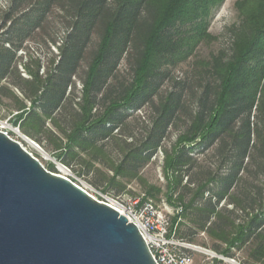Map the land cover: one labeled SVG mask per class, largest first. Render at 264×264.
Masks as SVG:
<instances>
[{
	"label": "trees",
	"instance_id": "16d2710c",
	"mask_svg": "<svg viewBox=\"0 0 264 264\" xmlns=\"http://www.w3.org/2000/svg\"><path fill=\"white\" fill-rule=\"evenodd\" d=\"M223 1L6 0L0 102L12 101L26 135L53 138L57 159L68 164L81 151L105 155L110 145V160L114 152L122 157L110 161L115 194L175 132L164 151L166 192L144 182L147 197L162 194L183 208L171 219L176 239L194 243L203 232L225 245L213 244L218 254L233 258V248H247L245 264H264V0L237 4L231 55H212L193 76L174 75L209 37L207 18ZM29 42L57 46L46 70L40 58L18 56ZM146 106L147 120L133 117Z\"/></svg>",
	"mask_w": 264,
	"mask_h": 264
},
{
	"label": "water",
	"instance_id": "95a60500",
	"mask_svg": "<svg viewBox=\"0 0 264 264\" xmlns=\"http://www.w3.org/2000/svg\"><path fill=\"white\" fill-rule=\"evenodd\" d=\"M0 264H157L138 228L0 131Z\"/></svg>",
	"mask_w": 264,
	"mask_h": 264
},
{
	"label": "rangeland",
	"instance_id": "374dc122",
	"mask_svg": "<svg viewBox=\"0 0 264 264\" xmlns=\"http://www.w3.org/2000/svg\"><path fill=\"white\" fill-rule=\"evenodd\" d=\"M245 0H224L220 5L212 8L210 14L207 18V30L206 33L209 35L207 39H203L196 47L192 56H190L186 61L180 63V65L175 69L174 75L178 78H182L188 74V76L196 74L203 69V66L200 65L201 62L210 60L212 55H218L221 52H224L226 55H231V47L234 41L233 31L237 29L241 24L240 18V9L237 4L244 2ZM6 0H0V9L3 10ZM64 37V31L60 30L58 34L54 35L58 43H61V39ZM59 53L57 46L48 42L46 45L44 43H35L29 42L26 44V49L19 52L18 56L23 58V62L29 60L30 56L35 58H40L44 64V69L48 67L50 61L55 55ZM20 71L24 76L23 66H20ZM83 75V71L81 73ZM82 80L76 79V95L78 98H81L82 95ZM165 88V87H164ZM162 89V91L164 90ZM16 93H19L17 90ZM13 103L7 98H2L0 102V125H3L9 131L14 133V138L20 145L37 158L46 170L57 175H64V172H61L59 165L62 164L68 167L71 170V175L73 180H75L78 186L84 187V189H94L104 195L113 194L117 192L116 189L108 187V179L113 176V171L110 169V161L112 160L115 163H119L122 160V157L114 152L111 154L110 160V145L108 146L107 152L105 155H98L93 150L89 152L81 151L79 157L72 159L67 157L69 164L64 162V160H58L57 156L60 154L59 151L55 150L53 138L49 135L41 134L39 137L42 139L41 142L34 140L33 138L26 135L20 128L19 124L15 121L17 119V112L11 110L13 109ZM133 117H140L142 121L147 120L149 116L148 107H144L141 111L132 112ZM132 120V119H131ZM46 127L52 130L58 137H62L58 130L53 126L50 120L47 121ZM137 136L141 133L140 130H136ZM10 135H12L10 133ZM24 137V138H23ZM30 139L35 145L40 148H34L31 145V141L25 139ZM176 140V133L173 132L170 135V138L166 140L163 144V148L159 149L158 152L152 157L151 161L147 163L139 173V178H134L131 181L123 179V182L126 184V190L124 193L127 194H145L146 189L144 182L150 186H156L161 188L163 193L166 192V181L163 176V160H164V151L169 150L171 145ZM107 147V148H108ZM50 156L47 158L45 153ZM97 154V157L96 155ZM80 158V159H79ZM88 163L91 164V169H88ZM89 171V174L87 173ZM115 191V192H114ZM89 193V192H88ZM91 194V193H89ZM147 196V195H146ZM150 198V197H149ZM152 199V198H151ZM154 202L160 206L163 211L170 216L172 219L176 216L175 209L172 208L164 195H160L158 199H153ZM166 205V206H165ZM172 222V221H171ZM183 230H186L189 227L190 223L187 219H182ZM184 243L199 246L206 248L208 250H213V244L216 243L222 248H225V245L221 242L215 240L214 238L209 237L207 234L200 232L195 237L194 243H189V241H184ZM217 253V252H216ZM235 256L232 259H235L237 263L245 264L247 258V248H243L239 251H234ZM196 261L200 263L203 260H206L207 256H201L195 254Z\"/></svg>",
	"mask_w": 264,
	"mask_h": 264
},
{
	"label": "built area",
	"instance_id": "2783aa9c",
	"mask_svg": "<svg viewBox=\"0 0 264 264\" xmlns=\"http://www.w3.org/2000/svg\"><path fill=\"white\" fill-rule=\"evenodd\" d=\"M0 131L16 141L14 133L3 125H0ZM62 166L66 169L63 176L75 184H79L73 180L71 170ZM81 188L84 189V187ZM84 190L91 193L90 195L97 201L118 211L120 215L127 218L129 223H133L138 228L157 264H241L230 257L176 239L174 233L171 232L170 216L145 194L113 193L104 195L91 188ZM174 211L176 215L180 216L183 213V208L178 206ZM232 250L235 251L234 248ZM196 253L209 258L198 263L195 258Z\"/></svg>",
	"mask_w": 264,
	"mask_h": 264
},
{
	"label": "bare ground",
	"instance_id": "6f19581e",
	"mask_svg": "<svg viewBox=\"0 0 264 264\" xmlns=\"http://www.w3.org/2000/svg\"><path fill=\"white\" fill-rule=\"evenodd\" d=\"M24 138V137H23ZM25 139H27V140H29V141H31L30 139H28V138H26L25 137ZM31 143V145L34 147V148H40V147H38L37 145H35V143H33L32 141L30 142ZM44 152V151H43ZM45 153V152H44ZM45 155L47 156V158H50V156L48 155V154H46L45 153ZM59 168H60V170H61V172H66V169L60 164L59 165Z\"/></svg>",
	"mask_w": 264,
	"mask_h": 264
}]
</instances>
